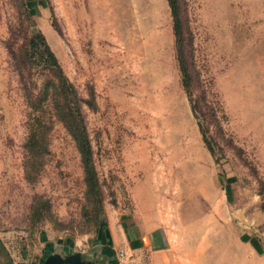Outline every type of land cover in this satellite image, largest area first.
Returning a JSON list of instances; mask_svg holds the SVG:
<instances>
[{"label":"rangeland","instance_id":"obj_1","mask_svg":"<svg viewBox=\"0 0 264 264\" xmlns=\"http://www.w3.org/2000/svg\"><path fill=\"white\" fill-rule=\"evenodd\" d=\"M182 1L197 69L220 106L208 143L183 87L168 0H0V264L72 254L264 264V0ZM39 32L80 94L94 92L83 112L101 210L56 118L50 152L27 174L29 108L11 50L24 53ZM26 68L39 91L50 75L37 53Z\"/></svg>","mask_w":264,"mask_h":264},{"label":"trees","instance_id":"obj_2","mask_svg":"<svg viewBox=\"0 0 264 264\" xmlns=\"http://www.w3.org/2000/svg\"><path fill=\"white\" fill-rule=\"evenodd\" d=\"M174 21V34L176 37V53L182 73V83L189 98L193 114L199 121L205 142L208 143V124L217 121L218 102L212 99L209 84L201 78L197 69L193 40L186 22L183 1L168 0ZM35 50L32 52V50ZM16 69L19 71L22 89L25 96L28 114L29 134L25 142L26 167L30 172L38 171L43 165V157L50 152L49 131L54 118L61 121L70 132L77 148L85 172L87 185L86 194L90 203L96 208L103 209L104 191L94 163L93 145L89 135L83 104L95 107L94 92L91 98L83 97L77 87L67 78L63 66L53 51L46 37L42 33H35L29 40V48L24 53L17 54L11 50ZM42 61L44 69L50 75L43 88L37 91V85L31 76L24 71L33 64L34 54ZM26 62V63H25ZM209 149L213 150L209 145ZM36 211L43 214L40 205Z\"/></svg>","mask_w":264,"mask_h":264},{"label":"flooded vegetation","instance_id":"obj_3","mask_svg":"<svg viewBox=\"0 0 264 264\" xmlns=\"http://www.w3.org/2000/svg\"><path fill=\"white\" fill-rule=\"evenodd\" d=\"M73 255V254H72ZM69 255V256H72ZM69 256H65V257H52L53 259L51 261H57L59 264H72L73 260H77L80 264H100L98 262H93L91 260H88L87 258H85L84 256H73L71 258H69Z\"/></svg>","mask_w":264,"mask_h":264},{"label":"water","instance_id":"obj_4","mask_svg":"<svg viewBox=\"0 0 264 264\" xmlns=\"http://www.w3.org/2000/svg\"><path fill=\"white\" fill-rule=\"evenodd\" d=\"M81 256L80 254H73L72 256H69V258L73 257V256ZM52 257H56V256H52ZM49 258L48 261L46 262V264H59L57 261H51L53 258ZM59 257V256H57ZM61 264V263H60ZM72 264H80L77 260H73Z\"/></svg>","mask_w":264,"mask_h":264},{"label":"built area","instance_id":"obj_5","mask_svg":"<svg viewBox=\"0 0 264 264\" xmlns=\"http://www.w3.org/2000/svg\"><path fill=\"white\" fill-rule=\"evenodd\" d=\"M120 256H121L122 258H124V257H125V253H124V252H121Z\"/></svg>","mask_w":264,"mask_h":264},{"label":"crops","instance_id":"obj_6","mask_svg":"<svg viewBox=\"0 0 264 264\" xmlns=\"http://www.w3.org/2000/svg\"><path fill=\"white\" fill-rule=\"evenodd\" d=\"M152 245H153V243H151ZM135 246H140L139 244H138V242H135V244H134Z\"/></svg>","mask_w":264,"mask_h":264}]
</instances>
